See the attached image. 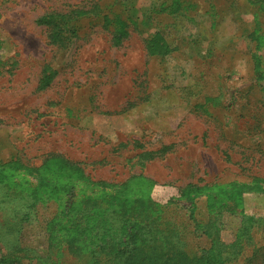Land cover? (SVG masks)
Returning a JSON list of instances; mask_svg holds the SVG:
<instances>
[{
    "label": "rangeland",
    "instance_id": "obj_1",
    "mask_svg": "<svg viewBox=\"0 0 264 264\" xmlns=\"http://www.w3.org/2000/svg\"><path fill=\"white\" fill-rule=\"evenodd\" d=\"M61 160L87 178L75 198L121 184L111 192L196 225L194 249L209 218L226 243L249 226L228 264H264V0H0V248L17 236L47 254ZM34 188L16 225L9 207Z\"/></svg>",
    "mask_w": 264,
    "mask_h": 264
},
{
    "label": "trees",
    "instance_id": "obj_2",
    "mask_svg": "<svg viewBox=\"0 0 264 264\" xmlns=\"http://www.w3.org/2000/svg\"><path fill=\"white\" fill-rule=\"evenodd\" d=\"M49 160L46 159L40 166L47 165ZM60 163L64 166L69 186L65 187L63 200L59 201L53 215L44 219L47 254L44 257L29 255L28 247L20 246L17 236H14L11 244L2 243L0 264H26L24 259L31 258L40 264H57V258H49L57 251L74 257L80 264H113L121 257L122 264H228L252 238L250 227L244 225L236 238L226 243L209 218L201 225L202 232L209 239V246L191 248L186 236L195 233L196 225H193L192 232H185L189 222L184 219L176 223L169 219L166 215L168 205L160 207L140 198H122L111 192L113 187L121 184L112 183L107 184L112 188L110 191L103 188L95 196L75 198L73 191L77 181L72 179L87 178L76 163L69 160H61ZM70 170H76L75 175L71 176ZM105 183L99 182L101 185ZM193 187L196 185L188 183L178 191L189 203L190 217L196 208ZM14 191L19 193L16 188L9 195H16ZM38 195L35 188L24 192L21 196L24 201L12 203L9 207L16 225L29 219Z\"/></svg>",
    "mask_w": 264,
    "mask_h": 264
}]
</instances>
